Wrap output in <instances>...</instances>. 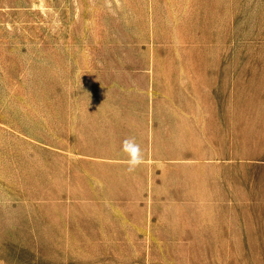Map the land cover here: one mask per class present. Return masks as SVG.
<instances>
[{
  "label": "rangeland",
  "instance_id": "rangeland-1",
  "mask_svg": "<svg viewBox=\"0 0 264 264\" xmlns=\"http://www.w3.org/2000/svg\"><path fill=\"white\" fill-rule=\"evenodd\" d=\"M0 264H264V0H0Z\"/></svg>",
  "mask_w": 264,
  "mask_h": 264
},
{
  "label": "clouds",
  "instance_id": "clouds-1",
  "mask_svg": "<svg viewBox=\"0 0 264 264\" xmlns=\"http://www.w3.org/2000/svg\"><path fill=\"white\" fill-rule=\"evenodd\" d=\"M124 151L128 152L129 154V166L130 168H134L135 166H137L141 160H142V156H141V151L139 148V145L135 144L134 139H129L127 141H125L124 143Z\"/></svg>",
  "mask_w": 264,
  "mask_h": 264
}]
</instances>
